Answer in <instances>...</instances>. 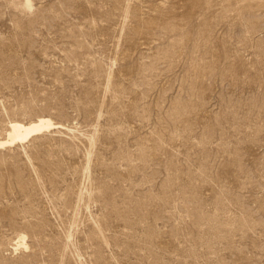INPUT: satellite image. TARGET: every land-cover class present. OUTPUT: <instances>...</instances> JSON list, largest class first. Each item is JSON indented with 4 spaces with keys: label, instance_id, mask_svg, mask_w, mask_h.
I'll list each match as a JSON object with an SVG mask.
<instances>
[{
    "label": "rangeland",
    "instance_id": "374dc122",
    "mask_svg": "<svg viewBox=\"0 0 264 264\" xmlns=\"http://www.w3.org/2000/svg\"><path fill=\"white\" fill-rule=\"evenodd\" d=\"M43 117L0 264H264V0H0V141Z\"/></svg>",
    "mask_w": 264,
    "mask_h": 264
},
{
    "label": "bare ground",
    "instance_id": "6f19581e",
    "mask_svg": "<svg viewBox=\"0 0 264 264\" xmlns=\"http://www.w3.org/2000/svg\"><path fill=\"white\" fill-rule=\"evenodd\" d=\"M54 124L48 118H39L29 123L12 122L6 130L7 136L5 141H0V148L22 144L26 140L35 137L44 131H50L54 128ZM19 245H24L22 238L19 239Z\"/></svg>",
    "mask_w": 264,
    "mask_h": 264
}]
</instances>
